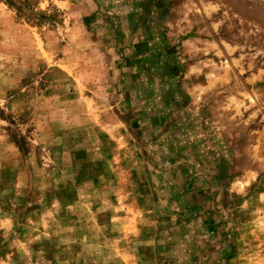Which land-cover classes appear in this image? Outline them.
I'll list each match as a JSON object with an SVG mask.
<instances>
[{
	"label": "rangeland",
	"instance_id": "1",
	"mask_svg": "<svg viewBox=\"0 0 264 264\" xmlns=\"http://www.w3.org/2000/svg\"><path fill=\"white\" fill-rule=\"evenodd\" d=\"M0 264H264V0H0Z\"/></svg>",
	"mask_w": 264,
	"mask_h": 264
}]
</instances>
